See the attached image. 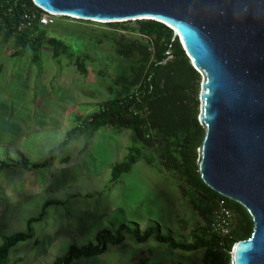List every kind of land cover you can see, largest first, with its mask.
Wrapping results in <instances>:
<instances>
[{
    "label": "rangeland",
    "instance_id": "rangeland-1",
    "mask_svg": "<svg viewBox=\"0 0 264 264\" xmlns=\"http://www.w3.org/2000/svg\"><path fill=\"white\" fill-rule=\"evenodd\" d=\"M45 30L35 49L21 54L13 37L0 32V242L29 234L9 249L4 264H51L71 244L93 242L98 231L120 224L138 237L156 227L175 242H191L204 220L184 181L161 163L162 145L136 144L134 163L111 179L110 168L132 148L130 131L106 125L89 133L81 124L101 102L134 91L129 81L140 56H121L116 47L144 44L147 35L135 21L66 17ZM199 82L198 74L196 109ZM29 218L35 220L28 224ZM136 236L126 233L101 254L70 264H202L203 248L180 250L154 233L143 241Z\"/></svg>",
    "mask_w": 264,
    "mask_h": 264
},
{
    "label": "water",
    "instance_id": "water-1",
    "mask_svg": "<svg viewBox=\"0 0 264 264\" xmlns=\"http://www.w3.org/2000/svg\"><path fill=\"white\" fill-rule=\"evenodd\" d=\"M99 23L158 22L200 75L196 167L204 185L239 204L252 225L228 264H264V0H31Z\"/></svg>",
    "mask_w": 264,
    "mask_h": 264
},
{
    "label": "trees",
    "instance_id": "trees-1",
    "mask_svg": "<svg viewBox=\"0 0 264 264\" xmlns=\"http://www.w3.org/2000/svg\"><path fill=\"white\" fill-rule=\"evenodd\" d=\"M30 5H32L31 0H0V32L3 33L4 38L13 37L16 46L20 47L17 52L25 47L35 49L37 42L42 40L46 31L47 26L34 24L32 34L12 35V28L20 12ZM135 23L139 32L150 39L152 54L147 50L146 44L139 42H118L116 47L121 56L129 57L133 53L140 56L139 69L129 81L130 85L136 86L135 92L126 90L125 95L121 97L101 102L98 111L86 117L89 120L85 119L81 124L84 131L89 130V133L90 130L106 125L130 131L132 148L127 152L126 159L110 168L111 179H116L120 174L125 173L134 163L131 151L138 154V147L151 149L157 147L156 143L162 145L161 149L158 148L162 152L159 153L161 163L167 172H174L187 185L192 202H195L194 207L204 220V226L199 233L193 234L191 242L182 243L158 234L156 227L143 230L138 237L135 228L120 224L113 231H98L94 235L93 242L79 246L71 244L51 264H70L72 260L80 257L97 256L108 246L119 244L126 233L135 234L139 241L145 240L154 233L160 242H168L172 247L180 250L203 248L202 264H228V245L233 240L247 238L252 222L239 204L214 193L199 178L195 149L201 143L203 129L198 125L196 118L195 89L198 73L189 64L176 38L172 39L170 29L152 20H136ZM48 42L63 47V44L51 37L48 38ZM166 49H169L170 57L162 64H158L165 58L163 53ZM130 105L138 109L144 105L147 113L132 114L128 111ZM136 144L138 147L134 148ZM179 187L183 189L182 185ZM218 198H224L235 215L230 239H222L209 229L210 210ZM48 203L44 202L41 206L39 217ZM33 220L35 219L29 218L28 224ZM28 237L29 234L24 232L3 236L0 242V264L6 262L8 251L14 244Z\"/></svg>",
    "mask_w": 264,
    "mask_h": 264
},
{
    "label": "built area",
    "instance_id": "built-area-1",
    "mask_svg": "<svg viewBox=\"0 0 264 264\" xmlns=\"http://www.w3.org/2000/svg\"><path fill=\"white\" fill-rule=\"evenodd\" d=\"M37 9L39 8H37L33 3L28 7H24L12 28V35L21 33L32 34L34 24L45 27L53 24L56 18L65 17L57 13L45 12L40 9L38 11ZM173 38L174 37H172V39ZM144 44L147 45V50L150 54H152V46L148 37H146V42H144ZM163 54L165 55V58L159 61L158 64H162L165 59L170 57L169 49H166ZM133 92H135V89ZM139 108L140 109H138L134 105H130L128 106V111L132 114L137 113L140 115L147 113L146 106L141 105ZM210 212L211 221L209 223V229L211 230V232L215 233L218 237L222 239H230L231 230L234 227L235 215L234 212L227 206L226 200L224 198H218L212 205Z\"/></svg>",
    "mask_w": 264,
    "mask_h": 264
},
{
    "label": "bare ground",
    "instance_id": "bare-ground-1",
    "mask_svg": "<svg viewBox=\"0 0 264 264\" xmlns=\"http://www.w3.org/2000/svg\"><path fill=\"white\" fill-rule=\"evenodd\" d=\"M57 14H58V13H57ZM59 15H62V14L59 13Z\"/></svg>",
    "mask_w": 264,
    "mask_h": 264
}]
</instances>
